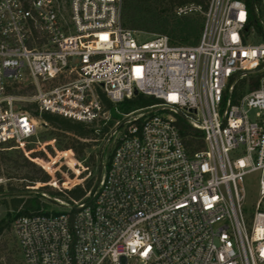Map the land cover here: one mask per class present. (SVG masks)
Listing matches in <instances>:
<instances>
[{
    "label": "built area",
    "instance_id": "2783aa9c",
    "mask_svg": "<svg viewBox=\"0 0 264 264\" xmlns=\"http://www.w3.org/2000/svg\"><path fill=\"white\" fill-rule=\"evenodd\" d=\"M121 1L0 0V144L38 160L21 102L107 127L101 173L80 199L14 219L25 264H264V0L175 8L202 15L184 45L140 39ZM136 94L154 102L118 107ZM182 122L200 133L190 144Z\"/></svg>",
    "mask_w": 264,
    "mask_h": 264
},
{
    "label": "trees",
    "instance_id": "16d2710c",
    "mask_svg": "<svg viewBox=\"0 0 264 264\" xmlns=\"http://www.w3.org/2000/svg\"><path fill=\"white\" fill-rule=\"evenodd\" d=\"M206 2L207 0H136L135 4H137L141 14L147 15L146 17H143V19H140L144 23V28L159 23L162 19V13L169 14L167 15L168 18H171V21L169 20L167 22V26L171 27L168 32L170 37L169 41L171 44L184 45L189 43L190 39L197 42L202 30L203 21L197 17H190L189 19L182 18L178 16L173 9L189 3H196L204 10L206 8ZM123 8L125 11L127 8V1L124 2ZM31 88V86L24 88L21 87L18 92L23 93ZM104 102H106L108 106L110 105L107 101L104 100ZM153 102L154 99L151 97L136 94L131 100L119 103L118 107L122 111L127 112L133 108L146 106ZM23 110H26L32 116L46 122L52 129V134L57 137L58 144H60L58 146H60L61 149H72L78 159H81L85 149L91 145V143H89L90 140H96L97 138L102 137L107 128L102 127L99 132H95L92 126H88L78 120L45 110L39 113L37 105L34 102L26 104L23 107ZM112 117H115L114 112ZM181 134L183 136L187 135L186 142L189 144L191 143L193 136H200L199 132L183 122L181 126ZM12 145V143L0 144V166L3 165L7 167V165L12 164L16 169H25V173L17 175L20 176L17 177L16 174L7 175V173H2L0 170V177L6 179L5 182H0V203L6 209V214L0 217V260L4 259L1 264H12L10 256L4 254L6 244L5 240L2 238L12 230L14 231V218L21 215L31 216L48 214L50 211L54 212L41 198L43 197V195H41L43 190L48 188L44 183L49 181V174L41 167L37 166L36 163L32 161L31 158L27 157L21 149H8L9 147H12ZM38 154H40V152L33 153L32 156H37ZM69 155V152H66L63 155L67 160V164L72 162L73 164L77 163ZM90 158H92V156ZM56 162L57 160H52L49 163H43L46 169L51 170L49 166H52ZM11 178H17V180H20L19 189L14 186ZM36 183L42 185L38 187L39 191L35 194H29L30 191H28V187L33 186ZM90 186L91 180H85L84 183L77 184L68 190L50 191V194L55 198L61 197L66 202H72L80 199ZM16 189L19 191L14 192Z\"/></svg>",
    "mask_w": 264,
    "mask_h": 264
},
{
    "label": "rangeland",
    "instance_id": "374dc122",
    "mask_svg": "<svg viewBox=\"0 0 264 264\" xmlns=\"http://www.w3.org/2000/svg\"><path fill=\"white\" fill-rule=\"evenodd\" d=\"M126 1H127V8L124 11L123 7H124V2ZM135 1L136 0L121 1L120 14H121V22L123 26L134 31L140 39H149L156 35H165L170 40L168 32L171 29V27L167 26V22L169 20L171 21V18L167 17V15L169 14L162 13V19L160 20L159 23L151 25L148 28H144V23L140 19H143V17H146L147 15L141 14L140 9L138 8L137 4H135ZM173 11L175 12V9H173ZM178 16L182 18L184 17L186 19H189L190 17L192 18L197 17L200 20H202V15L198 11L180 14ZM195 42L196 41L190 39V42L187 44H194ZM28 92H30V90H28ZM26 104L28 103L21 102L20 105L24 107ZM34 119L38 127L37 128L38 133L34 140H39L40 145L36 143H29L26 145L27 147L25 149H31V150L34 149V151L37 149L39 150L37 152V153L40 152V154L37 155L38 160L34 162L36 163L37 166L41 167L49 174L50 176L49 181H52L51 182L52 185L48 183L45 184L47 185L48 188L46 190H43V192L41 193L43 197L41 198L50 206V209L58 210L60 209V206L55 202H53L52 199H54L55 197H53L50 194V191H61V189H65V187H68L70 185L75 186L77 184L84 183L85 180H91V185L95 184L97 178L99 177V174L101 173L100 150L102 145V138L100 137L97 138L96 140H90L89 143H91V145L87 149H85L81 159L76 158L74 152L72 151L73 153H71V155L69 156L79 164L77 163L73 164V162L67 164V160L63 157V155L68 151V149H61L60 146H58L60 144H58L57 137L54 134H52L51 132L52 129L48 126V124L47 126H45L43 124V120L37 117H34ZM43 149L46 152H44ZM108 153L109 150H105L104 155L106 156ZM91 156L92 158H90ZM52 160H57V162L52 166H49L51 170L49 169L48 171L44 168L43 162L49 163ZM76 168L81 172L77 177L75 172H78V170ZM0 170L2 173H7V175L16 174L17 176V175H22V173H25V169H16L14 166H12V164L7 165V167L1 165ZM5 181H6L5 178L0 177V182H5ZM11 181L14 183V186L17 189H19L20 180H17V178H11ZM64 182H67V184H63ZM53 183L55 186L53 185ZM63 185L66 186L64 187ZM40 186L42 185L39 183H36L33 186H29L28 187V191H30L29 194H35L37 191H39L38 187ZM244 188L246 191L245 208L246 210H251L254 205V201L257 198V193H258L257 172H251L245 176ZM17 189L14 192H18L19 190ZM56 198L66 202L61 197H56ZM5 214H6V209L0 203V217L4 216ZM2 239L5 240V244H6L4 254L10 256L11 263L25 264L22 255L20 253V250L18 248L14 231L12 230ZM2 261H4V259L0 260V264L2 263Z\"/></svg>",
    "mask_w": 264,
    "mask_h": 264
}]
</instances>
